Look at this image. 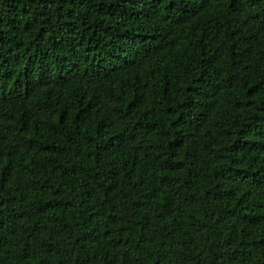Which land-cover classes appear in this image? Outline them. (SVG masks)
I'll use <instances>...</instances> for the list:
<instances>
[{
	"label": "trees",
	"instance_id": "16d2710c",
	"mask_svg": "<svg viewBox=\"0 0 264 264\" xmlns=\"http://www.w3.org/2000/svg\"><path fill=\"white\" fill-rule=\"evenodd\" d=\"M0 264H264V0H0Z\"/></svg>",
	"mask_w": 264,
	"mask_h": 264
}]
</instances>
